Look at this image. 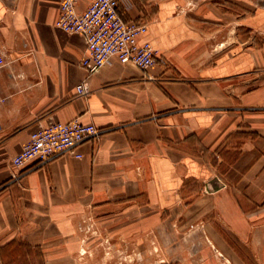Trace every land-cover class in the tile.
<instances>
[{"label":"crops","instance_id":"1","mask_svg":"<svg viewBox=\"0 0 264 264\" xmlns=\"http://www.w3.org/2000/svg\"><path fill=\"white\" fill-rule=\"evenodd\" d=\"M118 1L162 61L88 78L59 0H0V264H90L93 224L170 254L150 264H264V0ZM74 119L101 134L11 167L32 133Z\"/></svg>","mask_w":264,"mask_h":264},{"label":"built area","instance_id":"2","mask_svg":"<svg viewBox=\"0 0 264 264\" xmlns=\"http://www.w3.org/2000/svg\"><path fill=\"white\" fill-rule=\"evenodd\" d=\"M81 0H59V17L54 27L67 34L80 35L86 48L79 66L88 78L117 59L121 64H132L146 72L162 58L149 41L143 40L147 25L141 22H125L119 14L118 0H90L82 12L77 11ZM5 55L0 49V68L5 65ZM84 96L86 82L76 87ZM102 130L93 124H83L77 119L54 122L32 133L20 152L10 158V165L21 171L30 163L44 164L96 139Z\"/></svg>","mask_w":264,"mask_h":264},{"label":"rangeland","instance_id":"3","mask_svg":"<svg viewBox=\"0 0 264 264\" xmlns=\"http://www.w3.org/2000/svg\"><path fill=\"white\" fill-rule=\"evenodd\" d=\"M190 3L192 2L190 1ZM202 3L208 4L211 2L210 0H199L198 4L201 5ZM236 6L237 16H241L244 9L238 4H236ZM241 18L237 17V21ZM244 29L243 27L237 28V32L243 35ZM239 30H241V32H239ZM190 228H192V226H190ZM87 232L85 238L86 248L82 245L78 255H80L81 258L85 257L90 264H150L155 260L169 261L170 259V254L153 251L152 245L149 244L147 240H145V246H142L141 249L140 246L121 245L122 242H120L118 238L105 235L100 227L95 224L91 226V231L89 232L88 230ZM80 239L82 244H84V235H82ZM149 246L151 249L148 248ZM191 258L194 260L195 256Z\"/></svg>","mask_w":264,"mask_h":264}]
</instances>
